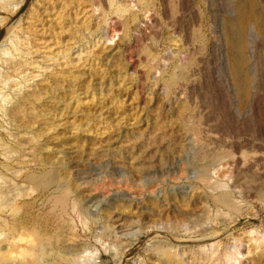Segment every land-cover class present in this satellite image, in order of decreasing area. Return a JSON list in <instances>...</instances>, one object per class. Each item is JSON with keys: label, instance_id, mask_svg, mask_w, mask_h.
I'll list each match as a JSON object with an SVG mask.
<instances>
[{"label": "rangeland", "instance_id": "rangeland-1", "mask_svg": "<svg viewBox=\"0 0 264 264\" xmlns=\"http://www.w3.org/2000/svg\"><path fill=\"white\" fill-rule=\"evenodd\" d=\"M50 1L0 0V264H175L154 245L194 242L208 217L245 261L261 252L264 73L242 97L215 50L228 0H188L179 23L159 0H75L76 39ZM58 30L73 60L52 59Z\"/></svg>", "mask_w": 264, "mask_h": 264}, {"label": "bare ground", "instance_id": "bare-ground-1", "mask_svg": "<svg viewBox=\"0 0 264 264\" xmlns=\"http://www.w3.org/2000/svg\"><path fill=\"white\" fill-rule=\"evenodd\" d=\"M96 1V0H95ZM116 0H111L110 4H114ZM120 1V0H119ZM129 1V0H128ZM214 1V0H212ZM101 2V1H100ZM99 0H97L98 4H101ZM190 2V1H189ZM96 3V4H97ZM104 3V2H103ZM106 3V2H105ZM129 3V2H128ZM156 3V2H155ZM216 3V1H215ZM228 8L231 12V16L229 18L224 17L222 14H220L218 17H215L214 22V29H212V33L214 34V37L211 39L212 41H215L217 43L215 50L218 51L220 54L224 53L226 62L228 63L226 66L227 71L234 77V80L236 81V87L241 94L242 97H250L252 89L253 91H256L257 86L255 85V80H257V77L259 75H263L264 70V61H262V58L264 59V52L260 53L258 55V49L264 50V0H228ZM226 3V4H227ZM46 4V3H45ZM108 4V3H107ZM159 4L161 6V12L164 17L171 18L173 20H176L177 23H179L180 14H182V11H185L188 5V0H159ZM197 5V4H196ZM218 5V4H217ZM96 6V5H95ZM98 6V5H97ZM96 6V7H97ZM149 6V5H147ZM100 7V6H98ZM152 7V6H150ZM62 12H71L78 8V4L75 0H66V1H60V0H51L47 6L44 5V11L51 13L53 10L61 9ZM102 8V7H101ZM156 9V8H155ZM148 12V11H145ZM158 12V11H157ZM239 12V13H238ZM238 13V14H237ZM135 15V14H134ZM63 17V14H62ZM69 20L71 21V38L76 39L75 34H77L76 28L77 25H74L76 22V17H74L71 13L69 14ZM40 18V17H39ZM38 18V19H39ZM184 19V18H183ZM37 20V18H36ZM170 20V19H169ZM144 21V20H143ZM186 21V20H185ZM38 22V21H37ZM141 21H137L136 25L137 27L141 26ZM65 23V22H64ZM123 23V22H122ZM146 23V22H145ZM148 23V22H147ZM170 23V21H169ZM34 24V22H33ZM117 21H114V26L117 25ZM158 24V23H157ZM166 24V22H165ZM176 24V23H175ZM194 24V23H193ZM199 24V23H198ZM197 22L195 25H197ZM65 24H62L61 28L64 27ZM123 25V24H122ZM180 25V24H179ZM55 27V25H51ZM113 26V27H114ZM182 26V25H181ZM191 26L192 22H191ZM190 28L189 26H185L187 31V35L189 37V42L192 41V38L195 36L193 33H195L200 29V24L198 27ZM80 28V27H79ZM180 28V26L178 27ZM112 29V27H111ZM185 29V28H184ZM50 30V29H49ZM62 31V30H61ZM64 32V31H63ZM56 34V33H53ZM63 33H58L53 36V43L57 48V52L53 53L52 59L58 60L61 57V54L64 53V57L70 58L73 54L74 47L73 45H67L62 47V44L64 43V38L61 36ZM197 35V34H196ZM113 36V35H112ZM199 39V35H197ZM213 36V35H212ZM140 37V35H139ZM201 37V36H200ZM261 39V45L259 42H257L258 39ZM140 39V38H139ZM144 39V38H143ZM156 39V38H155ZM214 39V40H213ZM71 40V39H70ZM47 42V41H46ZM194 42V40H193ZM28 44V43H27ZM212 43H208L210 45ZM207 45V44H206ZM45 46V45H44ZM205 46V45H204ZM214 46V45H211ZM147 47V46H146ZM19 49V48H18ZM145 49V48H144ZM195 51H198L201 53V46L198 45L197 47L193 48ZM209 48H207L208 50ZM179 50V49H178ZM192 50V49H191ZM180 51V50H179ZM193 55L195 54V51ZM205 51V50H204ZM66 52V54H65ZM191 52V53H193ZM217 52V53H218ZM143 53V52H142ZM148 53V52H147ZM190 53V54H191ZM206 53V52H205ZM186 54V53H185ZM130 55V54H129ZM63 56V55H62ZM190 55H188L189 57ZM200 56V55H199ZM204 56V55H203ZM184 57V56H183ZM201 57V56H200ZM181 58V57H180ZM179 58V59H180ZM191 58V56H190ZM182 59V58H181ZM201 59V58H199ZM205 59V58H203ZM224 59V58H223ZM152 60V59H151ZM162 60V59H161ZM182 61V60H181ZM204 62V61H203ZM30 63V62H29ZM181 63V62H180ZM184 64V63H183ZM186 64V63H185ZM164 66V65H163ZM161 68V66H160ZM189 68V67H188ZM177 69V68H176ZM192 69V68H191ZM186 70V69H185ZM184 70V71H185ZM151 71V70H150ZM163 71V70H162ZM189 72V70H188ZM212 73V71H211ZM192 74V73H191ZM152 75V74H151ZM190 76V75H189ZM157 77V76H156ZM191 78V77H190ZM189 78V79H190ZM173 81V80H172ZM177 81V80H176ZM180 82V81H179ZM257 82V81H256ZM156 83V82H155ZM173 84V83H171ZM169 85V84H168ZM180 85V84H179ZM165 89L167 88L166 85ZM163 86V87H164ZM170 86V85H169ZM182 86V85H181ZM234 87V86H233ZM168 89V88H167ZM172 91V90H171ZM182 91V89H181ZM237 91V92H238ZM206 92V91H205ZM260 92V91H259ZM181 93V92H180ZM168 94V93H167ZM187 94V93H186ZM206 94V93H205ZM253 95V93H252ZM210 96V95H209ZM220 97V96H219ZM37 99V98H36ZM194 101V100H193ZM230 102V101H229ZM240 104V103H239ZM194 105V104H193ZM227 106V105H226ZM206 110V109H205ZM220 111V110H219ZM199 112V111H198ZM199 116V115H198ZM222 116V115H221ZM236 116V115H235ZM227 117V116H225ZM224 118V117H223ZM259 118V117H258ZM256 119V118H255ZM254 119V120H255ZM203 120V119H202ZM198 122V121H197ZM231 122V121H230ZM264 122V121H263ZM200 123V122H199ZM218 123V122H217ZM223 124V123H222ZM262 124V123H261ZM264 124V123H263ZM204 125V124H203ZM242 125V124H241ZM247 125V124H246ZM256 125V124H255ZM257 126V125H256ZM257 128V127H256ZM207 129V128H206ZM203 131V130H202ZM251 131V130H250ZM242 132V131H241ZM210 133V132H209ZM263 136V135H262ZM227 138V137H226ZM248 142V140H247ZM209 143V142H208ZM243 143V142H242ZM248 144V143H247ZM201 145V144H200ZM206 146V145H205ZM246 146V145H245ZM249 147V145H248ZM204 148V147H203ZM206 148V147H205ZM255 148V145H254ZM257 148V147H256ZM260 148V147H259ZM222 149V148H221ZM248 151V150H247ZM206 153V151H203V153ZM208 152V151H207ZM203 153L201 155H203ZM204 153V154H205ZM196 155V154H195ZM225 155V154H224ZM261 156V155H260ZM259 156V157H260ZM201 157V156H200ZM258 157V158H259ZM196 158V157H195ZM262 158V157H260ZM255 160V159H254ZM257 160V159H256ZM239 163V162H238ZM251 167V166H250ZM263 167V166H262ZM242 168V167H241ZM207 170V169H206ZM245 170V169H244ZM197 171V170H196ZM228 171V170H227ZM203 172V171H202ZM205 172V171H204ZM207 172V171H206ZM231 172V171H230ZM236 172V171H235ZM201 173V172H200ZM209 174V173H208ZM231 174V173H230ZM249 175V174H248ZM200 176V175H199ZM208 177V176H207ZM204 178V177H203ZM250 178V177H248ZM231 179V178H230ZM253 179V178H252ZM237 183L239 182V179H237ZM201 181V180H200ZM234 182V181H233ZM236 183V182H235ZM236 183V186H237ZM209 184V183H208ZM251 184V183H250ZM205 185V184H204ZM235 185V184H234ZM233 186V185H232ZM235 186V187H236ZM209 187V186H208ZM234 187V186H233ZM239 190L246 194L247 196L251 192V186L248 185L245 182L239 183L238 187ZM237 189V191H239ZM1 191V190H0ZM236 191V190H235ZM5 193L0 192V199H2L0 202V205H4L5 201H3ZM232 195V194H231ZM217 196V195H216ZM250 196V195H249ZM6 199V198H5ZM217 201V200H216ZM231 201V200H230ZM8 202V201H7ZM6 202V203H7ZM64 205V204H63ZM228 205H231L230 203ZM238 210V209H237ZM237 212V211H236ZM222 214V213H221ZM230 215V214H229ZM228 215V216H229ZM210 216V215H209ZM216 218V217H215ZM218 220V219H216ZM230 220V219H229ZM202 221V220H201ZM204 229L202 236L196 237L194 242L192 243H186L182 242L181 239L175 238L177 241L172 246L168 244V242H161L159 244H153L154 245V251L156 253H162V254H173L174 259H176L175 264H251V262H254L256 264H264V249H260L261 252L254 255L253 257L247 259L248 262L245 261V257L249 255L250 248L246 246L244 241L240 239H232L230 242L222 244V240L220 239V232L215 227H217L218 224L217 221H215L214 218L208 217L204 223ZM211 224L212 227L209 225ZM196 225V224H195ZM214 226V227H213ZM196 230V228L194 227ZM201 229V228H200ZM198 231V230H197ZM139 233V232H138ZM196 233V232H195ZM193 234V233H192ZM260 236V235H259ZM259 236H255L254 241L256 242L255 248L261 247L258 243L260 240ZM21 237V236H20ZM253 238V237H252ZM250 238L249 240H251ZM2 239V238H1ZM22 241V239H20ZM189 240V239H188ZM10 241V240H9ZM19 241V240H18ZM166 241V240H165ZM263 241V240H262ZM172 242V241H170ZM33 243V242H32ZM258 243V244H257ZM261 243V242H260ZM262 245V244H261ZM41 246V245H40ZM43 247V246H42ZM244 247V248H243ZM17 250V249H16ZM40 250V248H39ZM28 251V250H27ZM44 251V250H42ZM13 251L11 254V257L14 261H16L17 258H19V255ZM33 252V251H32ZM37 252V251H36ZM26 253V252H25ZM28 253V252H27ZM30 254V253H29ZM178 259V260H177ZM171 262V261H169ZM173 262V261H172ZM253 263V264H254ZM57 264V263H56Z\"/></svg>", "mask_w": 264, "mask_h": 264}]
</instances>
